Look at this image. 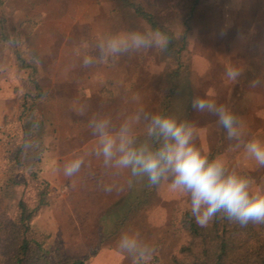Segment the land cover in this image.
Instances as JSON below:
<instances>
[{
    "label": "rangeland",
    "instance_id": "obj_1",
    "mask_svg": "<svg viewBox=\"0 0 264 264\" xmlns=\"http://www.w3.org/2000/svg\"><path fill=\"white\" fill-rule=\"evenodd\" d=\"M131 4L176 39L186 37L179 60L155 44L115 56L101 53L99 45L114 34L154 33ZM86 57L92 58L87 66ZM21 60L35 64L42 91L40 100L28 103L44 122L36 141L38 164L37 152L15 160L34 123L31 110L20 118L22 98L37 95ZM229 65L242 69L235 82L227 78ZM254 80L260 81L256 87ZM196 96L227 105L246 123L250 138L264 139V0H0L1 234L19 201L34 202L44 190L47 205L34 229L48 236L50 258L60 252L86 264H131L117 248L128 232L155 249L149 264H173L187 243L179 222L189 211L188 197L172 191L169 181L152 190L130 170L105 165L91 151L97 143L91 122L107 118L116 131L139 115L132 129L135 143L154 147L145 114L188 121L203 153L224 160L229 171L264 190V167L227 138L216 117L192 107ZM70 154L84 158L79 181L72 176L64 181L54 170L57 157ZM212 225L213 220L204 228L211 233Z\"/></svg>",
    "mask_w": 264,
    "mask_h": 264
},
{
    "label": "clouds",
    "instance_id": "obj_2",
    "mask_svg": "<svg viewBox=\"0 0 264 264\" xmlns=\"http://www.w3.org/2000/svg\"><path fill=\"white\" fill-rule=\"evenodd\" d=\"M168 43L169 38L159 31L153 34L130 32L114 34L99 47L107 57L129 49H146L153 44L163 51ZM91 62V57L85 58V66ZM241 74L242 69L227 67L226 75L230 81L235 82ZM259 84V80L251 82L252 87ZM192 107L216 117L227 138L242 144L245 154L257 166L264 167V139L250 138L246 123L227 105L218 104L211 97L196 96ZM145 119L147 134L158 141L157 147L135 143L132 129L140 122V116L136 115L125 119L116 131L111 130L109 119H94L91 126L97 143L91 151L102 156L105 165L119 172L130 170L132 177L146 179L150 187L169 181L172 191L188 197L190 214L200 227H206L220 214L242 227L249 223L264 225V190L254 187L252 178L229 171L224 160L210 159L203 153L195 143V125L161 113L145 114ZM83 163L82 156L71 160L65 165L63 174L73 176ZM117 248L123 255L131 257V264H149L155 251L140 244L136 235L128 232L121 234Z\"/></svg>",
    "mask_w": 264,
    "mask_h": 264
},
{
    "label": "trees",
    "instance_id": "obj_3",
    "mask_svg": "<svg viewBox=\"0 0 264 264\" xmlns=\"http://www.w3.org/2000/svg\"><path fill=\"white\" fill-rule=\"evenodd\" d=\"M130 6L154 32L159 31L169 38L166 52L179 60L186 48V37L176 39L173 32L158 23L153 15L139 6ZM21 68L31 71L29 81L37 95H24L22 98L20 118L31 110L34 123L31 133L24 137V145L16 153L15 160L20 163V157L26 159L37 152L35 160L38 164L40 152L36 141L44 131V122L33 108H29L28 103L30 100H40L42 91L35 64L21 60ZM153 141L154 147H157L158 141L155 138ZM47 195V191L42 190L34 202L19 201L6 233L0 232V264H86L85 259L67 258L60 252L53 258L49 257L45 248L48 236L34 229L35 220L47 205ZM179 227L187 235V243L173 258V264H264V225H259L258 229L249 225L242 227L220 214L213 219L212 231L209 233L204 227L197 225L190 211H186L181 216Z\"/></svg>",
    "mask_w": 264,
    "mask_h": 264
},
{
    "label": "crops",
    "instance_id": "obj_4",
    "mask_svg": "<svg viewBox=\"0 0 264 264\" xmlns=\"http://www.w3.org/2000/svg\"><path fill=\"white\" fill-rule=\"evenodd\" d=\"M76 154H74L73 156H72V154H70V155H64L65 157H64V159H60L59 157H57V160H56V167L54 168V170H56L57 172H59V173H61V175H60V177H61V179H63L64 181H67V180H69V178L70 177H66L64 174H63V169H64V167H65V165L67 164V163H69L71 160H73V159H75V158H77L78 156H75ZM73 178H74V180L76 179V180H81V178L83 177L82 176V172H81V168H80V170L78 171V172H76L75 174H73V176H72ZM71 177V178H72ZM93 177V176H92ZM94 178H96V176H94ZM62 180V181H63ZM59 182H60V180H59Z\"/></svg>",
    "mask_w": 264,
    "mask_h": 264
}]
</instances>
